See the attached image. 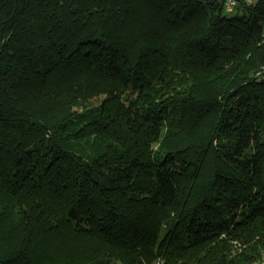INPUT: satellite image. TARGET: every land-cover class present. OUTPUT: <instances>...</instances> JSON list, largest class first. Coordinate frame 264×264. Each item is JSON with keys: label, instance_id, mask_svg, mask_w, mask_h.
I'll list each match as a JSON object with an SVG mask.
<instances>
[{"label": "trees", "instance_id": "obj_1", "mask_svg": "<svg viewBox=\"0 0 264 264\" xmlns=\"http://www.w3.org/2000/svg\"><path fill=\"white\" fill-rule=\"evenodd\" d=\"M0 0V264H264V0Z\"/></svg>", "mask_w": 264, "mask_h": 264}, {"label": "built area", "instance_id": "obj_2", "mask_svg": "<svg viewBox=\"0 0 264 264\" xmlns=\"http://www.w3.org/2000/svg\"><path fill=\"white\" fill-rule=\"evenodd\" d=\"M237 1H239V0H224V2H223L224 9H225L226 11H228V12H231V11L234 9V7H235ZM241 1H242L246 6H250V5H251L254 1H256V0H241ZM262 38H263V40H264V32L262 33Z\"/></svg>", "mask_w": 264, "mask_h": 264}]
</instances>
